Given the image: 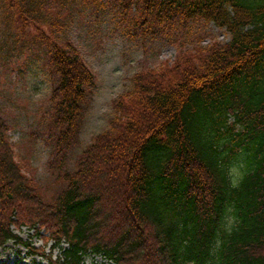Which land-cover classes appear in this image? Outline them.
<instances>
[{
    "label": "trees",
    "instance_id": "16d2710c",
    "mask_svg": "<svg viewBox=\"0 0 264 264\" xmlns=\"http://www.w3.org/2000/svg\"><path fill=\"white\" fill-rule=\"evenodd\" d=\"M121 8L143 33L202 21L230 41L135 73L107 130L70 168L99 80L73 41L47 39L50 166L59 160L62 185L45 199L0 117V248L26 227L69 245L51 264H84L89 253L116 264H264V0Z\"/></svg>",
    "mask_w": 264,
    "mask_h": 264
},
{
    "label": "rangeland",
    "instance_id": "374dc122",
    "mask_svg": "<svg viewBox=\"0 0 264 264\" xmlns=\"http://www.w3.org/2000/svg\"><path fill=\"white\" fill-rule=\"evenodd\" d=\"M125 15L121 0H0V117L10 125L8 138L18 162L48 201L62 185L59 160L50 166L55 134L50 128L53 78L48 45L53 40L73 41L99 80L68 156L70 168L107 130L112 102L129 89L135 73L173 63L180 52L230 41L224 30L202 21L143 33L132 26L137 13ZM45 231L14 229L19 240L0 248V264H51L50 256L61 258L68 245L56 248ZM84 264L114 263L89 254Z\"/></svg>",
    "mask_w": 264,
    "mask_h": 264
}]
</instances>
